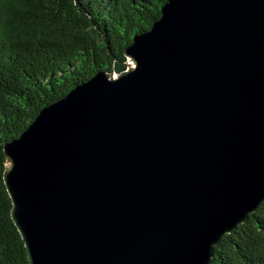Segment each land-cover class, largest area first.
Masks as SVG:
<instances>
[{"label": "water", "instance_id": "obj_1", "mask_svg": "<svg viewBox=\"0 0 264 264\" xmlns=\"http://www.w3.org/2000/svg\"><path fill=\"white\" fill-rule=\"evenodd\" d=\"M5 143L29 264H209L264 200V0H166Z\"/></svg>", "mask_w": 264, "mask_h": 264}, {"label": "trees", "instance_id": "obj_2", "mask_svg": "<svg viewBox=\"0 0 264 264\" xmlns=\"http://www.w3.org/2000/svg\"><path fill=\"white\" fill-rule=\"evenodd\" d=\"M165 1L0 0V264H29L3 181L4 144L97 72L123 71L125 48ZM209 264H264V200L222 237Z\"/></svg>", "mask_w": 264, "mask_h": 264}, {"label": "rangeland", "instance_id": "obj_3", "mask_svg": "<svg viewBox=\"0 0 264 264\" xmlns=\"http://www.w3.org/2000/svg\"><path fill=\"white\" fill-rule=\"evenodd\" d=\"M126 62V61H125Z\"/></svg>", "mask_w": 264, "mask_h": 264}]
</instances>
